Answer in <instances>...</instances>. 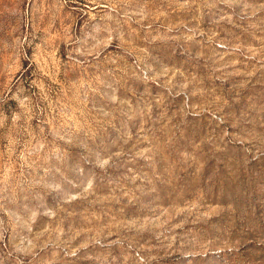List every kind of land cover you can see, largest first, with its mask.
<instances>
[{
  "label": "rangeland",
  "instance_id": "rangeland-1",
  "mask_svg": "<svg viewBox=\"0 0 264 264\" xmlns=\"http://www.w3.org/2000/svg\"><path fill=\"white\" fill-rule=\"evenodd\" d=\"M0 264H264V0H0Z\"/></svg>",
  "mask_w": 264,
  "mask_h": 264
}]
</instances>
